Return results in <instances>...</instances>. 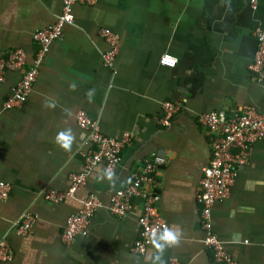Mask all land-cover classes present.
Masks as SVG:
<instances>
[{"label":"crops","instance_id":"1","mask_svg":"<svg viewBox=\"0 0 264 264\" xmlns=\"http://www.w3.org/2000/svg\"><path fill=\"white\" fill-rule=\"evenodd\" d=\"M63 0H0V59L22 48L31 63L38 48L33 33L61 14ZM74 22L65 25L44 58L25 102L6 107L19 83L18 70L0 82V180L11 183L0 200V242L14 257L0 264H152L154 243L144 253L133 250L145 201L135 198L125 216L106 205L129 181L133 170L154 152H168L159 171L157 206L177 242L165 247L164 264H222L203 243L205 230L196 190L212 148L200 114L218 108L251 105L264 112V79L249 64L257 50L256 26L264 28V0H96L78 1ZM119 35L113 67L103 54L109 43L101 34ZM177 58L173 67L163 54ZM183 107L163 126V103ZM84 110L104 134L132 137L116 169H92L86 183L59 203L44 198L45 188L68 190L71 175L84 170L82 153L89 132L76 115ZM70 135L68 150L57 138ZM99 197L104 206L93 214L87 235L63 240L70 215L81 199ZM35 216L32 230L18 235L12 225L25 214ZM213 231L239 264H264V141L252 148L238 170L229 196L211 210Z\"/></svg>","mask_w":264,"mask_h":264},{"label":"built area","instance_id":"2","mask_svg":"<svg viewBox=\"0 0 264 264\" xmlns=\"http://www.w3.org/2000/svg\"><path fill=\"white\" fill-rule=\"evenodd\" d=\"M78 1L94 3L96 0H63L61 14L48 26L33 33V39L38 44L36 54L30 63L27 53L22 48L10 50L0 59V82L8 70H18L21 74L19 83L13 89L5 106H19L25 102L33 88L40 72L50 44L59 38L65 25L74 22L73 7ZM101 34L109 43V49L103 54L106 66L113 67L120 46L117 33L109 28H103ZM257 39V50L249 69L257 81L264 79V28L260 25L254 29ZM162 65L173 67L177 58L165 53L160 58ZM183 105L178 100H167L163 103V114L159 122L170 126L174 116L180 112ZM76 119L81 128L88 130L90 148L82 153L84 170L71 175V183L66 191L54 188L44 189V198L59 203L67 196L76 197V191L86 183L93 168L103 165L107 172H113L121 160V152L130 141L132 135L124 133L121 139L104 134L98 121L92 119L84 110H80ZM200 124L205 126L210 137L212 156L203 168L199 186L196 190V200L201 210V224L205 230L203 243L212 250L213 258L222 264H239L225 249V243L213 231L211 210L215 202L227 198L238 170L249 162L253 145L264 141V112L251 105L241 108H218L199 115ZM168 152L158 150L141 165L137 166L125 186L117 190L106 205L107 210L116 216H125L132 208L135 198L145 201L144 212L139 218V235L135 240L133 250L144 253L153 243V234L165 229L169 230L166 219L159 211V171L168 163ZM12 185L0 180V200L8 197ZM104 206L98 196L92 194L81 199V208L67 219L63 240L73 242L78 237L87 235L90 220L95 211ZM35 222V216L25 214L12 225L18 235L28 234ZM14 257L12 249L4 240L0 242V261H8ZM169 264H183L179 258L172 257Z\"/></svg>","mask_w":264,"mask_h":264},{"label":"clouds","instance_id":"3","mask_svg":"<svg viewBox=\"0 0 264 264\" xmlns=\"http://www.w3.org/2000/svg\"><path fill=\"white\" fill-rule=\"evenodd\" d=\"M57 143L60 147L68 150L70 147V135L65 132L57 138ZM108 175H111L109 172ZM178 233H173L170 230H163L159 233L153 234V243L156 248V253L152 256V264H164L162 259V253L165 247H170L177 242Z\"/></svg>","mask_w":264,"mask_h":264}]
</instances>
